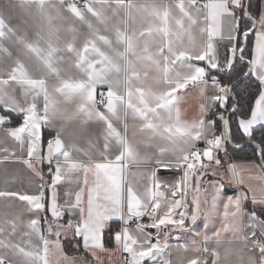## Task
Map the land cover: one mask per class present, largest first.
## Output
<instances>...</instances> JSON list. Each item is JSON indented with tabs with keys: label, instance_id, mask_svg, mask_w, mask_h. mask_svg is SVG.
Segmentation results:
<instances>
[{
	"label": "snow or ice",
	"instance_id": "obj_1",
	"mask_svg": "<svg viewBox=\"0 0 264 264\" xmlns=\"http://www.w3.org/2000/svg\"><path fill=\"white\" fill-rule=\"evenodd\" d=\"M0 264H264V0H3Z\"/></svg>",
	"mask_w": 264,
	"mask_h": 264
},
{
	"label": "trees",
	"instance_id": "obj_2",
	"mask_svg": "<svg viewBox=\"0 0 264 264\" xmlns=\"http://www.w3.org/2000/svg\"><path fill=\"white\" fill-rule=\"evenodd\" d=\"M229 152L234 156V158H236L237 160H244L247 157H249L251 155V151L250 149H246L243 152L237 151L235 153L232 152L231 147H229ZM222 155V154H221ZM66 247H70L69 245H66Z\"/></svg>",
	"mask_w": 264,
	"mask_h": 264
},
{
	"label": "crops",
	"instance_id": "obj_3",
	"mask_svg": "<svg viewBox=\"0 0 264 264\" xmlns=\"http://www.w3.org/2000/svg\"><path fill=\"white\" fill-rule=\"evenodd\" d=\"M0 3H3V0H0ZM222 155H223V153H221ZM165 175H167V176H169V178H171V175H170V173H164ZM176 256H177V254H173V259L175 260L176 259Z\"/></svg>",
	"mask_w": 264,
	"mask_h": 264
}]
</instances>
